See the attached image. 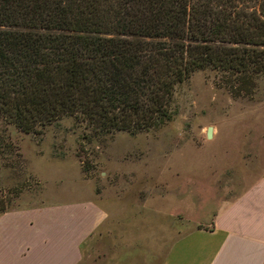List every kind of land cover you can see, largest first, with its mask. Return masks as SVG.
I'll return each instance as SVG.
<instances>
[{
  "label": "trees",
  "instance_id": "obj_1",
  "mask_svg": "<svg viewBox=\"0 0 264 264\" xmlns=\"http://www.w3.org/2000/svg\"><path fill=\"white\" fill-rule=\"evenodd\" d=\"M251 97L264 0H0V144L64 117L82 137L159 127L195 70Z\"/></svg>",
  "mask_w": 264,
  "mask_h": 264
},
{
  "label": "rangeland",
  "instance_id": "obj_2",
  "mask_svg": "<svg viewBox=\"0 0 264 264\" xmlns=\"http://www.w3.org/2000/svg\"><path fill=\"white\" fill-rule=\"evenodd\" d=\"M255 82L251 97H232L219 73L195 70L174 88L170 119L136 134L88 140L70 117L41 134L6 125L0 213L89 198L105 217L76 264H158L178 233L264 169V75Z\"/></svg>",
  "mask_w": 264,
  "mask_h": 264
},
{
  "label": "crops",
  "instance_id": "obj_3",
  "mask_svg": "<svg viewBox=\"0 0 264 264\" xmlns=\"http://www.w3.org/2000/svg\"><path fill=\"white\" fill-rule=\"evenodd\" d=\"M104 217L89 198L1 212L0 264H76ZM158 264H264V169L178 233Z\"/></svg>",
  "mask_w": 264,
  "mask_h": 264
},
{
  "label": "water",
  "instance_id": "obj_4",
  "mask_svg": "<svg viewBox=\"0 0 264 264\" xmlns=\"http://www.w3.org/2000/svg\"><path fill=\"white\" fill-rule=\"evenodd\" d=\"M205 135H206L207 138H209V137L211 136V127H210V126H208V127L206 128V133H205Z\"/></svg>",
  "mask_w": 264,
  "mask_h": 264
}]
</instances>
